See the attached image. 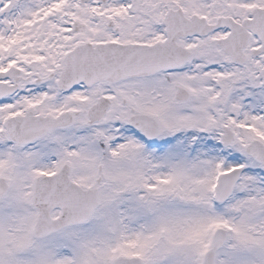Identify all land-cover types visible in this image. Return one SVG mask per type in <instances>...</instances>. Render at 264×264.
<instances>
[{
    "label": "snow or ice",
    "instance_id": "6c2138e0",
    "mask_svg": "<svg viewBox=\"0 0 264 264\" xmlns=\"http://www.w3.org/2000/svg\"><path fill=\"white\" fill-rule=\"evenodd\" d=\"M0 264H264V0H0Z\"/></svg>",
    "mask_w": 264,
    "mask_h": 264
}]
</instances>
